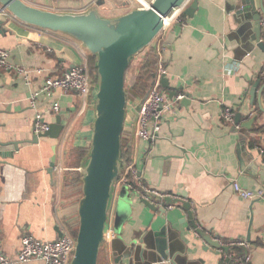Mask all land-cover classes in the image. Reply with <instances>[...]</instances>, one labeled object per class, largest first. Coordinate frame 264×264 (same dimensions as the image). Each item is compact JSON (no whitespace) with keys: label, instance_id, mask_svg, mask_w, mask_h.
Masks as SVG:
<instances>
[{"label":"crops","instance_id":"crops-1","mask_svg":"<svg viewBox=\"0 0 264 264\" xmlns=\"http://www.w3.org/2000/svg\"><path fill=\"white\" fill-rule=\"evenodd\" d=\"M25 1L58 12L82 13L98 6L109 18L132 7V0H105L101 5L98 0ZM244 4L198 0L193 16L181 14L160 33L164 46L174 30L173 49L164 46L170 87L162 88L175 103L158 121V136L149 144L137 135L139 100H128L122 138L129 161L123 173L136 171L138 181L163 198H152V209L128 189L132 210L116 230V197L126 188L118 181L99 264H237L245 255L251 256L250 264H264V197L245 199L233 190V181L246 189L264 188V50L251 39L252 12L243 13ZM4 27L0 48L11 52V62L31 71L28 84L15 71L0 68V140L20 143L19 149L0 154V242L16 258L25 234L52 241L61 234L73 235L71 227L79 226L83 185L75 179L90 152L96 115L95 98L85 101L60 90L41 94L32 104L33 93L49 77L88 63L91 54L82 42L15 17ZM143 53L132 67L139 65ZM131 76L130 71L126 80ZM173 93L189 100L177 102ZM53 100L61 104L58 113L50 110ZM228 108L234 113L232 121L224 118ZM38 113L49 124L61 118L65 128L58 138L28 141L36 134ZM237 113L242 117L235 125ZM54 155L52 174L48 170ZM177 192L187 195L178 197ZM165 197L176 202L163 205ZM187 201L193 219L184 206ZM207 236L221 247L211 245ZM233 240L249 243L239 246L243 255L227 245ZM162 253L168 258L163 260ZM226 253L233 257L227 260Z\"/></svg>","mask_w":264,"mask_h":264},{"label":"water","instance_id":"water-1","mask_svg":"<svg viewBox=\"0 0 264 264\" xmlns=\"http://www.w3.org/2000/svg\"><path fill=\"white\" fill-rule=\"evenodd\" d=\"M152 0L149 7H137L116 17H105L98 6L86 12H58L44 9L27 3L25 0H0V34L7 30L4 27L9 17H15L27 24L43 29L58 31L74 37L82 42L96 62L97 94L95 98V119L92 124L93 136L90 152L80 168L83 196L79 201V226L76 236V248L70 264H99L100 253L107 240L108 221L114 190L122 173V137L126 123L128 92L126 89L127 72L133 59L142 54L165 28V20L177 10L193 16L198 7V0ZM105 0H98L101 5ZM243 13L252 12L251 39L264 50V0H260L259 8L256 0H245ZM247 6V7H246ZM175 35L172 30L164 46L173 49ZM161 85L169 88L167 76L161 79ZM171 97L177 96L173 93ZM189 100L188 97L181 102ZM141 105L138 107L140 110ZM160 111H163L161 106ZM163 115L160 117L162 119ZM241 113L236 114L235 125L239 124ZM249 125V124H247ZM44 133L35 134L30 142H38L41 137L58 138L64 131L58 116L56 122L49 124ZM153 136H158L153 133ZM155 137L150 138L149 144ZM23 142V141H21ZM19 142L0 140L2 150L9 153L19 149ZM56 166V155L52 157L49 172L53 174ZM126 187V186H125ZM125 188L117 202L116 230H119L128 219L132 210L131 198L125 197ZM187 195L177 192L176 196ZM141 201L152 209L155 203L145 197ZM155 199L163 197L154 196ZM174 198L165 197L163 205H172ZM176 202V201H175ZM190 212L191 203L183 202ZM164 210V207L160 208ZM194 222V220H193ZM196 226V223H194ZM198 229V228H197ZM202 233L200 229H198ZM63 234H61L62 236ZM206 240L220 248L210 236ZM228 250V247H226ZM168 257L162 253V259Z\"/></svg>","mask_w":264,"mask_h":264},{"label":"built area","instance_id":"built-area-1","mask_svg":"<svg viewBox=\"0 0 264 264\" xmlns=\"http://www.w3.org/2000/svg\"><path fill=\"white\" fill-rule=\"evenodd\" d=\"M184 8L185 6L169 17L170 21L167 24L165 20V28L181 15ZM150 47L155 49L157 53V71L147 96L143 100L138 101L141 108L138 111L137 117V135L145 140L155 137L153 133H156L160 129V125L158 124V121L161 120L160 117L164 115L165 111L172 109L175 103V101L171 102L168 100L167 94L163 91L161 85V79L163 76L167 75L168 71L166 67V58L164 56V46L160 39V35L153 41ZM10 57L11 52L9 50L0 48V68L15 71L23 76L25 81L29 84L31 82L30 69L22 65L14 64L11 62ZM56 90H60L65 94L74 93L84 98L85 101H89L92 97L96 98L97 83L90 74L88 63L74 65L61 76L49 77L44 85L33 93L32 104L35 105L37 98L41 94L51 95L52 92ZM184 97L185 95L180 93L175 97V100L179 102ZM161 106L163 107V111L159 109ZM60 109L61 104L58 100H53L50 103V110L52 112L58 113ZM233 115L234 113L230 108L224 111V118L227 121H232ZM42 117L41 113L36 115V134L44 133L50 128L49 123ZM126 173H123V175L121 174L119 182L123 183L132 193H136L149 200L154 198V196H163L148 188L141 181H138L140 178L136 174V171L131 169V173H128L129 175H126ZM233 190L245 199L255 200L264 197V188L261 187L255 190L246 189L237 181H233ZM227 245L230 247L248 246L249 243L246 240H233L228 242ZM75 248L76 236L68 233L52 241H43L31 233H27L22 237L21 248L16 258H12L6 254L0 242V264H22L35 259L42 260L45 264H70L75 253ZM232 257L233 253H226L227 260ZM250 263V255H245L237 259V264Z\"/></svg>","mask_w":264,"mask_h":264},{"label":"trees","instance_id":"trees-1","mask_svg":"<svg viewBox=\"0 0 264 264\" xmlns=\"http://www.w3.org/2000/svg\"><path fill=\"white\" fill-rule=\"evenodd\" d=\"M181 14H184L181 13ZM157 64H158V57L155 49L152 47H148L144 53L143 58L138 66L132 67V64L130 68L128 69V72L131 71L132 76L129 78V85H126V89L128 92V100H143L150 90L154 78L156 76L157 71ZM88 65L89 70L92 78L96 80V62L95 58L90 55L88 58ZM127 72V73H128ZM127 144L122 138V173L125 170L126 165H128V153H127ZM121 178V176H120ZM77 183H82L80 174H77V177L75 179ZM71 232L74 236H77L78 232V226L76 228L71 227ZM231 250H234L236 253L243 255L244 250L242 247L235 246L232 247ZM233 264V263H232Z\"/></svg>","mask_w":264,"mask_h":264},{"label":"rangeland","instance_id":"rangeland-1","mask_svg":"<svg viewBox=\"0 0 264 264\" xmlns=\"http://www.w3.org/2000/svg\"><path fill=\"white\" fill-rule=\"evenodd\" d=\"M147 2H149L150 4H151V0H147ZM137 7H145V6H143L139 1H137V0H132V7H131V9H134V8H137ZM130 9V10H131ZM142 55V54H141ZM130 84V82H129V80H126V85H129ZM69 169V168H68ZM68 172V171H67ZM74 172H69V173H67V174H69L70 176L71 175H74L73 177H75L76 176V174H73ZM70 176H69V179H72V178H70ZM127 188V187H126ZM125 188V189H126ZM71 190H72V188H70V190H69V192L68 193H70L71 192ZM123 188L121 189H119L118 190V193H117V197H116V201H117V199H118V197H119V195H121V193L123 192ZM71 195V194H70ZM80 195V194H79ZM78 194H77V196H79ZM125 197H129V190H128V188L125 190ZM115 201V202H116ZM118 202V201H117ZM116 212V211H115ZM102 250H103V248H102ZM101 250V253H100V255H101V258H99V261L102 263V258H103V255H104V253H103V251Z\"/></svg>","mask_w":264,"mask_h":264},{"label":"bare ground","instance_id":"bare-ground-1","mask_svg":"<svg viewBox=\"0 0 264 264\" xmlns=\"http://www.w3.org/2000/svg\"><path fill=\"white\" fill-rule=\"evenodd\" d=\"M139 1L145 2L146 3V6L145 7H149V5H150V3H147L145 0H139ZM168 19L169 18L166 19V23H168Z\"/></svg>","mask_w":264,"mask_h":264}]
</instances>
